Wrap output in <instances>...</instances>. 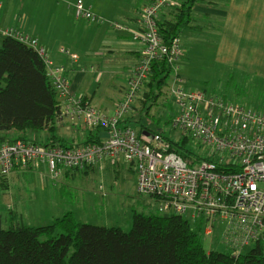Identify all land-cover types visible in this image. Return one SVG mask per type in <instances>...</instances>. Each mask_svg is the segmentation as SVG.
<instances>
[{
	"label": "built area",
	"instance_id": "obj_1",
	"mask_svg": "<svg viewBox=\"0 0 264 264\" xmlns=\"http://www.w3.org/2000/svg\"><path fill=\"white\" fill-rule=\"evenodd\" d=\"M170 4L172 0H149L142 6L137 30L132 32V38L143 47L141 56L131 70L124 100L113 114L72 94L65 66L55 64L37 38L16 26L0 31V37L18 39L35 48L45 60L61 100L59 121L98 130L100 139L98 143L62 146L33 138L26 141L0 137V176L7 177L19 169H43L58 181L66 170L128 163L137 172L139 193L165 198L160 199L161 211L172 209L194 217L203 214L208 222L206 235L214 232L218 221L225 225L224 233L235 224L243 244L248 245L264 234V110L187 85L178 73L183 54L181 38L166 43L159 32L160 12ZM73 9L77 18L102 21L84 0H77ZM111 25L127 29L115 21ZM60 51L72 56L66 48ZM162 60L172 67L171 128L207 149L203 154L195 151L205 159L192 165L170 149L169 140L159 134H143L150 139L142 140L126 121L149 78L151 63Z\"/></svg>",
	"mask_w": 264,
	"mask_h": 264
},
{
	"label": "trees",
	"instance_id": "obj_2",
	"mask_svg": "<svg viewBox=\"0 0 264 264\" xmlns=\"http://www.w3.org/2000/svg\"><path fill=\"white\" fill-rule=\"evenodd\" d=\"M199 1L172 0V4L162 9L165 15L161 11L160 16L165 17L159 16V32L166 43L191 28L192 8ZM0 41V132L16 130L26 141L30 140L27 134L31 132H46L49 138L39 142L73 145L57 135L55 123L61 112V100L43 57L35 48L13 37H0ZM171 74L172 67L167 60L151 63L149 78L140 89L145 92L141 98L137 96L141 107H133L127 123L139 112L154 120L150 110L162 97L166 100L170 97L173 102ZM227 96L226 93L224 97ZM138 123L142 140L150 139L143 134H159L169 140L170 149L189 164L205 159L187 147L189 139L185 136L171 139L164 131L153 130L142 120ZM98 142L97 133H91L77 144ZM90 167L64 173L68 177L70 171L86 172ZM150 197L157 202L159 211L136 212L130 231L82 223L71 211L43 226L26 225L16 212H11L5 219L10 226L4 228V217L0 216V264H264V234L245 245L239 227L234 224L221 240L228 251L208 250L203 237L212 236L214 232L205 234L208 222L203 214L194 217L172 209L161 211L159 203L165 198ZM221 224L216 222L214 231Z\"/></svg>",
	"mask_w": 264,
	"mask_h": 264
},
{
	"label": "rangeland",
	"instance_id": "obj_3",
	"mask_svg": "<svg viewBox=\"0 0 264 264\" xmlns=\"http://www.w3.org/2000/svg\"><path fill=\"white\" fill-rule=\"evenodd\" d=\"M59 2L65 4V1ZM79 23L84 24L83 31L87 39L92 42L96 41L98 29H101V37L104 38L107 37V31L112 35H118V32L113 34V30H110L114 28L109 19H105L100 24L86 21H79ZM184 37L186 47L178 62V73L191 89L222 97L227 93L226 99L228 100H237L251 108L264 110V63H261L263 60L251 65L248 63L250 58L232 54L230 47L222 50L213 45L214 41L211 45L206 40L187 39V34ZM131 40L135 44L139 42ZM121 42L122 39L116 37L115 41L109 44L120 49L123 47ZM97 44L101 46L103 43L97 41ZM259 57L261 59V54L256 55L255 60ZM113 68V63L106 66L107 70ZM112 72H108L103 77H95L96 84L93 88L95 91L94 104L97 109L102 108L108 114L115 112L117 102L119 105L120 101L124 100L123 95L129 82L128 80L125 87L123 77L125 69L116 71L117 75L113 77H111ZM141 91L138 98H141L145 92ZM133 104V107H141V101L136 100ZM172 107H174L172 99L169 97L166 100L162 97L150 110V113L154 114V120L146 118L139 112L134 113L135 115L131 117L132 124H130L138 131L140 129L138 121L142 120L153 130L164 131L171 139H182L181 132L174 131L170 126ZM65 126L72 127L70 124ZM72 128L76 133L78 128ZM60 133L66 138L69 137L65 129L60 130ZM18 134L21 133L16 130L0 132V135L6 138H13ZM49 135L45 133L41 139H46ZM77 139L79 140L72 141V143L84 141H81L82 137L79 136ZM187 147L201 154L204 150L207 151L191 138L187 142ZM99 168L92 166L86 172L70 171L68 177L63 173L58 181L48 177L43 169L0 178V216L4 217L3 227L10 226L5 221L6 217L10 216V209L17 213L20 221L31 226L51 224L54 219L71 211L82 223L120 227L125 231L131 230L136 212L150 214L159 211L158 204L153 197L139 193L137 172L132 165L121 163L111 166L105 163L101 169ZM58 182H60L58 186L53 184ZM224 230L225 225L221 224L212 236L203 237L205 248L228 251L226 245L221 242Z\"/></svg>",
	"mask_w": 264,
	"mask_h": 264
},
{
	"label": "crops",
	"instance_id": "obj_4",
	"mask_svg": "<svg viewBox=\"0 0 264 264\" xmlns=\"http://www.w3.org/2000/svg\"><path fill=\"white\" fill-rule=\"evenodd\" d=\"M59 1H65V4ZM76 1L1 0L0 31L16 26L37 38L40 46L46 49L54 63L65 66L72 94L84 97L91 105L96 106L94 104L95 91L93 90L96 84L95 77H103L111 71H113L111 74L113 77L117 75L116 71L125 69L123 77L126 87L131 70L138 62L143 48L139 42L136 41L138 44H135L131 40L133 39L132 32L137 30L139 13L142 6L149 0H84L87 5L91 6L93 13L102 19L100 23L109 19L111 24L113 21H120L122 25L127 27V29L120 30L111 25L114 29L110 30H113V34L118 32V35H112L107 31L105 38L101 37V29H98L95 42L87 39L83 31L84 24L79 23V21L88 23L90 21L77 18L74 14L73 5ZM166 14L168 13L166 12ZM162 15H165L164 10ZM162 15L160 16L161 19L165 17ZM185 34H187V39L206 40L210 44L214 41L213 45L222 50L230 47L232 49L229 51L232 54L250 58L248 63L251 65L260 63V60H263L261 63H264V0H200L192 8L191 28L180 34L183 53L184 47H186ZM116 37L122 39L123 47L120 49L109 44L115 41ZM97 41H101L103 44L98 46ZM61 48L69 50L73 57L62 54ZM258 49L262 50L259 51ZM260 54L261 59L259 57L255 60V56ZM112 63L114 68L107 70L106 66ZM117 105L118 102L115 110ZM100 110L106 111L102 108ZM66 124L70 123L59 121L58 116L57 123H55L57 134L69 142L78 141V136L82 137L80 140L83 141L88 134L97 133L84 124H70L72 127L78 128L76 129L77 132L74 133L72 127H64ZM64 129L68 132V138L60 133V130ZM45 133L31 132L27 136L29 139L41 140ZM21 136L23 134L7 139H17ZM0 137L6 138L3 135ZM48 138L49 136L46 139ZM34 171L32 169H19L11 176ZM59 183L53 184L58 186ZM10 211L14 212L12 209Z\"/></svg>",
	"mask_w": 264,
	"mask_h": 264
}]
</instances>
